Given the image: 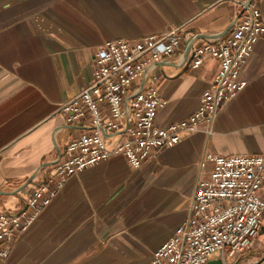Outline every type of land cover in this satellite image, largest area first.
I'll return each instance as SVG.
<instances>
[{"label":"crops","instance_id":"crops-1","mask_svg":"<svg viewBox=\"0 0 264 264\" xmlns=\"http://www.w3.org/2000/svg\"><path fill=\"white\" fill-rule=\"evenodd\" d=\"M241 1L0 0V192H17L37 173L21 193L0 195V212L32 214L26 200L49 173L41 168L59 157L56 132H88L66 125L59 109L94 83L98 46L183 29L184 56L194 38L193 47L221 39L239 17ZM252 3L264 20V0ZM182 58L154 73L164 102L158 127L194 114L220 71L217 60L194 69L190 57L184 65ZM237 79L246 87L221 107L211 133L203 127L185 135L138 170L117 155L72 177L0 264H152L188 221L197 182L213 170L209 162L202 168L208 155L264 156V39ZM124 141L117 134L109 147ZM263 231L264 220L242 264H254L264 252Z\"/></svg>","mask_w":264,"mask_h":264},{"label":"built area","instance_id":"built-area-1","mask_svg":"<svg viewBox=\"0 0 264 264\" xmlns=\"http://www.w3.org/2000/svg\"><path fill=\"white\" fill-rule=\"evenodd\" d=\"M246 2H240L242 9ZM261 39L264 20L251 3L227 36L193 47L189 57L194 69L214 59L220 71L196 112L168 128L156 125L164 102L154 73L161 63H178L183 57V29L98 46L94 83L59 109L66 125L88 132L78 137L64 128L56 132L60 155L49 167L48 178L26 200L32 214L0 212V259L9 258L18 238L72 177L117 155L138 170L185 135L203 127L211 133L221 107L246 87L237 74ZM120 133L125 141L110 149L109 139ZM208 162L213 170L208 180L197 182L188 221L153 255L152 264H208L218 254L225 261L243 263L255 247L264 220V156L208 155L202 168Z\"/></svg>","mask_w":264,"mask_h":264},{"label":"water","instance_id":"water-1","mask_svg":"<svg viewBox=\"0 0 264 264\" xmlns=\"http://www.w3.org/2000/svg\"><path fill=\"white\" fill-rule=\"evenodd\" d=\"M251 3H252V0H247V2L245 4V6L243 7V9H242L239 17L250 7ZM239 17L237 18V20L239 19ZM236 21H235V23H236ZM235 23L220 38H223V37L227 36L229 34V32L233 29ZM196 40L197 39L194 38V39L190 40L187 43L186 50H185V53H184V56H183V61H182V64L183 65L188 62L191 49L193 48V45H194V43H195ZM161 65L176 66V63H165V62H163L159 66H161ZM58 154L60 155V150H58ZM50 166L51 165H44L41 169H44V168H47V167H50ZM36 176H37V173L33 177H31L29 179V181L20 190H18L17 192H15V193H3V192H0V195H3V196H15V195L21 193L24 189H26L28 186H30L33 183V181L36 178ZM208 264H228V263H227V261L223 260L222 258H218V259H213ZM235 264H238V263H235Z\"/></svg>","mask_w":264,"mask_h":264},{"label":"rangeland","instance_id":"rangeland-1","mask_svg":"<svg viewBox=\"0 0 264 264\" xmlns=\"http://www.w3.org/2000/svg\"><path fill=\"white\" fill-rule=\"evenodd\" d=\"M264 232V231H263ZM220 254H218L217 256H219ZM258 260L254 262V264H264V252L260 255L257 256ZM245 260V259H244ZM247 262V261H246ZM238 264H242V263H238Z\"/></svg>","mask_w":264,"mask_h":264}]
</instances>
